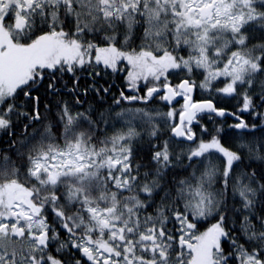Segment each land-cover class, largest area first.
Returning a JSON list of instances; mask_svg holds the SVG:
<instances>
[{"label":"snow or ice","instance_id":"1","mask_svg":"<svg viewBox=\"0 0 264 264\" xmlns=\"http://www.w3.org/2000/svg\"><path fill=\"white\" fill-rule=\"evenodd\" d=\"M0 264H264V0H0Z\"/></svg>","mask_w":264,"mask_h":264},{"label":"trees","instance_id":"2","mask_svg":"<svg viewBox=\"0 0 264 264\" xmlns=\"http://www.w3.org/2000/svg\"><path fill=\"white\" fill-rule=\"evenodd\" d=\"M105 80L109 81V82H115L117 84H119L121 81L120 80H117L116 77L114 76H108V77H105ZM85 83V78H82L81 79V84L83 85ZM259 87V79L257 81V88ZM197 98H200L199 97V94H197ZM242 101L240 100V97H236L235 99H227V100H224L222 101L221 103L226 106L227 108H229L230 110H234V109H237L240 105ZM178 107V106H177ZM245 117L249 120H251V117H248L247 114H245ZM232 121L229 120L228 123H231ZM211 127V125H209Z\"/></svg>","mask_w":264,"mask_h":264}]
</instances>
